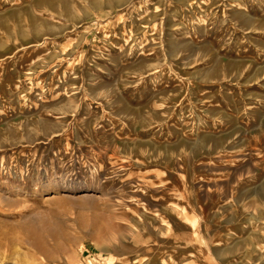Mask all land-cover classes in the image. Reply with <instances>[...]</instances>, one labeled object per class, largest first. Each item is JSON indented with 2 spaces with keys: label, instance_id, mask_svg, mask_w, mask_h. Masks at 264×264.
<instances>
[{
  "label": "rangeland",
  "instance_id": "374dc122",
  "mask_svg": "<svg viewBox=\"0 0 264 264\" xmlns=\"http://www.w3.org/2000/svg\"><path fill=\"white\" fill-rule=\"evenodd\" d=\"M0 264H264V0H0Z\"/></svg>",
  "mask_w": 264,
  "mask_h": 264
}]
</instances>
